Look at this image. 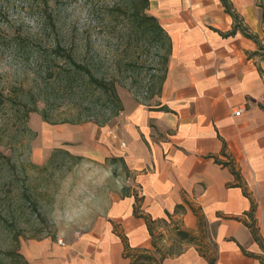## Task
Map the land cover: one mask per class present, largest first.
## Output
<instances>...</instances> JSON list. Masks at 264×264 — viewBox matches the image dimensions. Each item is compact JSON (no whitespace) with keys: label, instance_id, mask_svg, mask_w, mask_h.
Listing matches in <instances>:
<instances>
[{"label":"crops","instance_id":"crops-1","mask_svg":"<svg viewBox=\"0 0 264 264\" xmlns=\"http://www.w3.org/2000/svg\"><path fill=\"white\" fill-rule=\"evenodd\" d=\"M229 1L264 43V0ZM146 11L170 38L159 94L123 103L116 125L122 147L113 129L79 126V155L117 158L106 166L102 206L79 223V234L21 240L20 251L32 264H130L121 232L130 252L155 254L145 219L133 212L137 194L140 212L166 221L154 224L166 253L161 264H208L204 253L216 255L215 264H264L248 225L264 246V51L239 29L226 34L233 18L220 0H149ZM87 129L90 147L81 145ZM174 223L195 238L179 239Z\"/></svg>","mask_w":264,"mask_h":264},{"label":"rangeland","instance_id":"rangeland-1","mask_svg":"<svg viewBox=\"0 0 264 264\" xmlns=\"http://www.w3.org/2000/svg\"><path fill=\"white\" fill-rule=\"evenodd\" d=\"M131 3L0 0V248L14 234L19 247L75 236L102 206L98 193L113 161L79 155V126L113 129L122 147L116 125L123 111L110 116L79 62L113 81L122 106L149 98L166 48L136 29ZM87 131L81 145L90 147Z\"/></svg>","mask_w":264,"mask_h":264},{"label":"trees","instance_id":"trees-1","mask_svg":"<svg viewBox=\"0 0 264 264\" xmlns=\"http://www.w3.org/2000/svg\"><path fill=\"white\" fill-rule=\"evenodd\" d=\"M220 1L224 6L225 11L229 13L231 17L233 18L232 30L226 34H233L235 33L237 29H239L245 36L252 38L255 42H257L259 45V48L262 51H264V43H260L253 34H250L247 32L245 26H243L241 17L233 9L231 2L229 0H220ZM138 3H141V5H138ZM148 5H149V0H132L131 19H133L134 26L136 27V29L138 30L140 29L142 32H144L149 37L151 36V39L163 41V46L166 48L165 54L162 57V62H161L162 63V68H161L162 73L160 76H158L157 86H155L156 90L151 91L150 95L148 96L150 97V96L159 94L160 92L161 84L163 82L165 72H166L168 56L170 53V38L165 32V30L162 28V26L159 24L156 17L147 13L146 10L148 8ZM263 22H264V11H263ZM79 70H81V73L85 75L87 82L90 85H92L95 89H97L100 95H102V97L105 98L106 103L109 104L108 107L110 109L109 113H111L110 116L112 117V116L118 115L119 112L123 110V106H122L120 97L116 91L113 81H109L105 77L98 76L90 68H88L87 66H84L81 62H79ZM79 121H82V119L79 118ZM66 153L69 154V152L67 151ZM111 160L116 161L117 158H111ZM230 168L233 174L235 175V177L239 179L238 172L234 169V167L230 165ZM237 184L242 185L240 181L237 182ZM124 192H127L126 188H123V193ZM134 195H135L136 203L134 205L133 212L135 215L141 216L145 219L149 233L153 237V246L155 248V254L157 255L152 254L148 252L147 250H140L138 252H130V248L127 243L126 237L121 232H119V235L124 242L125 255L133 257L130 264H137V261L139 260H145L148 262V264H161V261L166 255V253L161 251L156 245V238L159 235L155 233L154 224L157 222L166 223V221L164 218L160 220H153L150 216L140 212L139 210L140 197H138L137 194H134ZM253 208H254V205H252L249 215L252 214ZM179 210H182L181 205H178L176 207L175 212H178ZM194 211L197 215L200 232L202 233L203 232L202 227L204 225L203 216L197 211V209H194ZM167 216L169 218L171 217L169 213H167ZM248 225L251 229L254 239L257 240L259 244L264 248L263 244L260 241V238L257 235V231L253 223H248ZM173 226L175 229H177L176 234L179 236V239L181 240L185 239L188 241H192L195 238L189 231L181 229L179 226H177L176 223H174ZM204 234L205 233L202 234V237H204ZM204 255L207 257L208 264H215L216 255H213V254L208 255L205 253ZM0 264H32L21 253L20 247H19V240L15 234L12 235L11 243L7 248H0Z\"/></svg>","mask_w":264,"mask_h":264},{"label":"built area","instance_id":"built-area-1","mask_svg":"<svg viewBox=\"0 0 264 264\" xmlns=\"http://www.w3.org/2000/svg\"><path fill=\"white\" fill-rule=\"evenodd\" d=\"M241 111H242V108H241V107H237V108L234 110L233 113H234L235 115H239V114L241 113ZM111 133H112V132H111ZM112 135H113V137H115V136H114V135H115L114 133H113ZM121 145H124V142H123V141L121 142ZM58 241L61 242V239H58Z\"/></svg>","mask_w":264,"mask_h":264}]
</instances>
